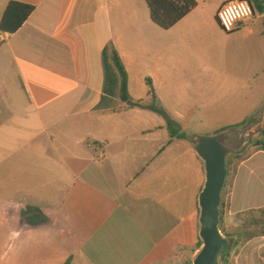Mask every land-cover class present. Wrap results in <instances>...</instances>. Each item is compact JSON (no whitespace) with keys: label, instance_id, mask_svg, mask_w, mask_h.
Wrapping results in <instances>:
<instances>
[{"label":"crops","instance_id":"crops-1","mask_svg":"<svg viewBox=\"0 0 264 264\" xmlns=\"http://www.w3.org/2000/svg\"><path fill=\"white\" fill-rule=\"evenodd\" d=\"M17 1L35 10L0 45V129L23 113L14 125L30 131L0 134V173L18 175L0 202L22 211L10 214L24 230L9 264H185L205 181L195 137L264 111V9L252 3L254 16L226 33L210 11L229 0H151L164 21L191 4L170 27L150 0ZM113 47L133 100H157L189 137L121 99ZM247 149L228 160L221 223L235 221V264H264V150ZM36 166L53 180L34 185ZM43 185L51 213L33 209Z\"/></svg>","mask_w":264,"mask_h":264},{"label":"water","instance_id":"water-1","mask_svg":"<svg viewBox=\"0 0 264 264\" xmlns=\"http://www.w3.org/2000/svg\"><path fill=\"white\" fill-rule=\"evenodd\" d=\"M250 125L238 130H224L195 137V150L202 160L205 181L198 196L200 246L191 264H224L233 239L220 226L222 190L228 174L227 157L239 154L251 144Z\"/></svg>","mask_w":264,"mask_h":264},{"label":"rangeland","instance_id":"rangeland-1","mask_svg":"<svg viewBox=\"0 0 264 264\" xmlns=\"http://www.w3.org/2000/svg\"><path fill=\"white\" fill-rule=\"evenodd\" d=\"M217 10H211L210 14L216 15L217 16ZM259 22L262 21V19H258ZM6 115L2 113L0 115V119L5 117ZM23 118H25V115L23 113H18V115L14 116L12 120L11 125H6L0 129V134L6 133V134H12V133H17L19 135H22L23 137L27 136V134L30 133V131L26 130L25 128H19L15 123H20L23 122ZM246 125H234V126H225L220 131L224 130H238L239 128H245L250 125V131L253 133L255 130H260L264 127V111L263 113L258 114L256 117L248 120ZM24 123V122H23ZM193 131V130H192ZM212 134V133H210ZM254 136V133H253ZM11 148H14V146H10ZM252 147H248L247 151L250 150ZM246 151V152H247ZM229 156L227 159L229 160ZM232 169V167H231ZM50 169H46L44 167H34V173H33V182L34 185L36 182H41V181H49L53 180V174L50 172ZM15 178H18V175L15 173H10L9 171H5L3 173H0V182H4L5 186L3 189L0 190V197L4 198L6 200L10 199L11 196H13L18 190L11 187V184L9 183L10 180L13 181ZM40 185V184H39ZM51 189L48 187H45L43 185L42 189H36L34 186L33 189V209H41L44 211H48L49 213L52 212L53 206L48 205L47 201L48 199H52L51 196ZM39 194V195H38ZM227 194V190L225 191V196ZM17 196V195H16ZM55 200V198H54ZM225 205V202H224ZM15 211L16 214H20L22 211L20 209H15L14 205L9 204L8 202L2 203L0 202V264H9L8 261V251H9V246L12 242H14L20 233H24L23 228L20 227V222L16 220V215L10 214V211ZM15 216V217H14ZM246 220H248V217H246ZM235 221H228L227 223L223 221V226L222 229L224 230L225 234H229L230 237L231 235L233 236L234 233H236L237 229L234 225ZM242 229L244 233H246V236H242V240H245V237H248L249 234V228L245 226V228H240ZM197 235L199 237V224L196 229ZM253 231V229H252ZM24 237V236H22ZM232 238V237H231ZM199 243V242H198ZM243 241L241 242V246L243 245ZM239 252V245L236 244L234 248L231 249L229 254L226 256L227 264H235V257L237 256ZM188 264V261L185 263ZM225 264V263H224Z\"/></svg>","mask_w":264,"mask_h":264},{"label":"trees","instance_id":"trees-1","mask_svg":"<svg viewBox=\"0 0 264 264\" xmlns=\"http://www.w3.org/2000/svg\"><path fill=\"white\" fill-rule=\"evenodd\" d=\"M251 3L254 4V7H257L260 10H263L264 7V0H249ZM151 2L152 7V16L155 21H157L161 26L163 27H170L172 26L176 21H178L182 16H184L190 9L191 4L187 5L180 11H178L175 16L171 17L169 20H163L162 16L155 11V7L153 5V2ZM256 4V5H255ZM35 10V6L31 4H27L24 2H20L17 0H12L8 3L7 7L5 8V11L2 15L1 21H0V29L4 31H8L10 33L16 32L18 29L22 27V25L29 19V17L32 15V13ZM112 61L119 73L120 76V96L121 99L127 103L128 107H147L150 108L160 114H162L167 119L168 128L170 129L171 137H178V138H186L189 137L185 132H180L176 128L175 122L168 116L163 106L155 99L152 101H144V100H138L135 101L130 96L129 90H128V73L125 68V65L118 53V51L113 47L112 53H111ZM151 85V82H149ZM153 89V88H152ZM250 121H245L242 124L238 125H246ZM254 136L252 138V142L249 147H257L259 149L264 150V127L260 130H255ZM193 140V137H192ZM242 154V153H241ZM241 154H229L228 156H241ZM227 169H228V159H227ZM225 186V185H224ZM224 190V188H223ZM223 190H222V198H221V214H222V206H223ZM261 216L264 218V209L260 210ZM222 217L220 215V226L222 228ZM223 230V229H222ZM224 231V230H223ZM229 235V234H228ZM230 236V235H229ZM233 244L230 247V249L223 254V260L224 263L227 264L226 256L229 254L233 246L236 244L237 240L232 236ZM201 241L198 243V247L200 246ZM63 264H70V259H68ZM188 264H191V261H188Z\"/></svg>","mask_w":264,"mask_h":264},{"label":"built area","instance_id":"built-area-1","mask_svg":"<svg viewBox=\"0 0 264 264\" xmlns=\"http://www.w3.org/2000/svg\"><path fill=\"white\" fill-rule=\"evenodd\" d=\"M253 16L254 7L249 0H229L219 8L216 18L226 33H232ZM10 35V32L0 29V45L6 42Z\"/></svg>","mask_w":264,"mask_h":264}]
</instances>
